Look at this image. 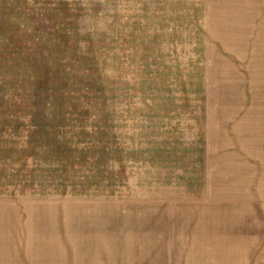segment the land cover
Wrapping results in <instances>:
<instances>
[{"label": "rangeland", "instance_id": "1", "mask_svg": "<svg viewBox=\"0 0 264 264\" xmlns=\"http://www.w3.org/2000/svg\"><path fill=\"white\" fill-rule=\"evenodd\" d=\"M0 264H264V0H0Z\"/></svg>", "mask_w": 264, "mask_h": 264}]
</instances>
